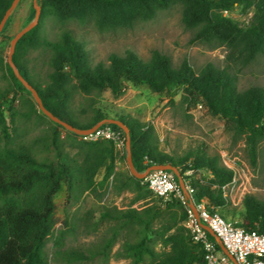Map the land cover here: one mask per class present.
Masks as SVG:
<instances>
[{
	"label": "trees",
	"instance_id": "1",
	"mask_svg": "<svg viewBox=\"0 0 264 264\" xmlns=\"http://www.w3.org/2000/svg\"><path fill=\"white\" fill-rule=\"evenodd\" d=\"M13 1L0 0V23ZM38 3L39 24L19 40L13 60L55 116L80 129L112 119L100 109L90 114L75 112L74 96L110 91L114 97H120L127 82L146 84L154 92L171 97L183 91L200 100L211 115L223 120L237 135H245L249 156L256 164L258 147L264 140V88L240 91L230 66H246L264 55V0H38ZM177 5L182 7L184 27L192 32L191 42L213 49L224 47L228 67L221 69L208 64L198 73L185 59L175 68L170 57L157 50L147 61L128 50L124 56L111 55L108 64L93 65L83 43L72 31L63 30L55 42L42 41L39 35L47 17L62 23L92 21L99 31L105 32L133 28ZM237 8L253 16L241 22L223 15L224 11ZM31 13L35 14L34 6ZM13 16L14 13L0 37ZM41 46L51 49L52 72L45 84L35 82L24 65L27 53ZM8 68L13 86L0 90V264H51L46 246L57 225L55 196L66 186L67 202L76 203L85 192L117 181V151L112 141L86 142L68 132L70 146L76 149L72 155L57 127H52L47 137L34 141L44 152L53 151V156L39 157L32 146L19 142L15 127L10 125H15L20 116L14 87L26 89ZM114 118L129 128L132 157L139 173L153 165L171 164L178 169L184 184L193 188L196 201L205 202L211 213H218L227 221L236 219L245 230L264 235V201L246 194L242 211L232 205L224 187L232 181L233 171L221 163L220 156L199 149L182 158H172L158 150L154 127L128 115ZM187 171L201 175L188 176ZM100 174L102 178L98 181ZM117 189L134 194V198L127 209L103 211L101 218L112 222L109 235L98 248L86 252L65 249L70 231L61 229L54 240L56 263L74 264L97 257L108 261L119 237L126 234L114 256L131 264H206L204 246L193 241L186 227L189 214L182 201L174 197L167 202L158 197L154 201L145 181L133 175L120 181ZM140 202L145 204L135 208ZM208 237L214 240L210 234Z\"/></svg>",
	"mask_w": 264,
	"mask_h": 264
},
{
	"label": "rangeland",
	"instance_id": "2",
	"mask_svg": "<svg viewBox=\"0 0 264 264\" xmlns=\"http://www.w3.org/2000/svg\"><path fill=\"white\" fill-rule=\"evenodd\" d=\"M33 5V0H21L13 12L14 16L9 28L0 37V90L10 89L13 86L8 68L11 41L34 19L35 14L31 13ZM234 15L241 22H247L250 17L249 13L243 14L241 8H237ZM63 30L72 31L83 43L93 65L100 62L108 64L111 55L124 56L128 50L137 52L146 61L150 59L153 51H160L170 57L175 68L186 59L198 73L208 64H214L221 69L229 65L224 47L213 49L191 42L192 32L182 23L180 5L161 11L154 19L139 22L133 28L105 32L99 31L92 21L85 24L76 21L62 23L53 17H47L39 35L42 41L55 42L59 40ZM50 59L51 49L47 46H41L27 53L24 65L35 82L45 84L49 80V74L52 72ZM230 72L236 77L240 91L251 87L264 88V55L258 56L253 63L246 66L231 64ZM14 92L15 105L20 116L15 125H10L15 127L18 141L32 146L39 157L47 154L53 156V151L44 152L40 145L34 144V141L47 137L52 132V127H57L66 142V150L74 155L76 149L70 146L72 140L67 134L70 131L45 116L27 89L21 91L14 87ZM72 109L77 113L88 112L87 114L92 113L94 109H100L112 119H115L116 115L123 114L141 123L149 124L155 129L154 142L158 150L175 159L202 149L211 156H220L223 164L224 154L229 162L235 164L245 180L243 187L237 185L227 188V195L232 205L238 211H242V202L246 194H254L264 201V140L258 147V158L254 164L249 156L245 135H237L223 120L211 115L202 102L194 96L180 91L171 97L166 93L154 92L146 84L135 85L127 82L120 97H114L110 91L90 96L77 93L74 96ZM126 156V151L123 149L117 151L116 172L119 176L117 181H110L105 187L97 186L95 190L85 192L76 203L67 202L66 186L55 196L57 225L46 246L51 264H64L53 260L54 240L61 229L70 231L66 237L65 249L76 248L86 252L94 250L109 235V227L112 223L101 218L103 211L106 208L127 209L132 205L134 194L128 191L119 192L117 189L120 181L131 175ZM186 174L193 177L201 175L193 171H187ZM101 178L102 174L97 180L100 181ZM153 200L157 201L154 194ZM144 204L145 202H140L134 207L140 209ZM235 220L229 219V221ZM125 239L126 234L119 237V242L113 248L108 261L97 257L74 264H131L128 260L114 256Z\"/></svg>",
	"mask_w": 264,
	"mask_h": 264
},
{
	"label": "built area",
	"instance_id": "3",
	"mask_svg": "<svg viewBox=\"0 0 264 264\" xmlns=\"http://www.w3.org/2000/svg\"><path fill=\"white\" fill-rule=\"evenodd\" d=\"M234 11H224L223 15L236 19ZM249 14V18H251L253 13L250 12ZM79 137L86 142L112 141L116 151L122 149L126 151L125 133L112 124H103L94 132ZM222 156L223 165L233 171L232 181L224 187L225 196L228 197L227 188L236 187L237 185L243 187L245 180L235 164L229 162L224 154ZM143 180L156 197L163 200L174 197L182 201L189 214L186 227L189 229L193 241L204 246L206 264H264L263 234L257 231H247L237 221H227L220 214L211 213L205 202L196 201L194 190L190 185H185L187 194L183 192L177 176L172 171L154 170ZM232 201L235 204V201ZM192 204L196 207L199 220L195 217L191 207ZM202 224L207 225L216 234L226 252L221 249L215 239H209V233L203 228Z\"/></svg>",
	"mask_w": 264,
	"mask_h": 264
},
{
	"label": "water",
	"instance_id": "4",
	"mask_svg": "<svg viewBox=\"0 0 264 264\" xmlns=\"http://www.w3.org/2000/svg\"><path fill=\"white\" fill-rule=\"evenodd\" d=\"M21 2V0H14L12 6L10 7V9L7 10L6 14L4 15L1 23H0V34L2 33V31L4 30L5 25L7 24L9 18L11 17V15L13 14V12L15 11V9L17 8V6L19 5V3ZM34 2V9H35V17L34 19L28 24L26 25L23 29H21L12 39L11 41V46H10V52L8 54V65L9 67L12 69V71L14 72L15 76L17 77V79L23 84V86L32 94V96L34 97L35 102L37 103L39 109L41 110V112L47 116L51 121H53L54 123L61 125L62 127H64L65 129H67L68 131L81 136V135H85V134H89L94 132L97 128H99L101 125L103 124H112L117 126L118 128L122 129L123 132L126 135V159H127V164L129 167V170L131 172V175H133L134 177L138 178V179H145L148 174L151 171L154 170H162V171H172L176 174L178 181L180 183V186L183 190V192L185 194H187L186 191V186L184 184V180L182 179V176L180 175L178 169L174 166H172L171 164L168 165H153L151 167H149L145 172L143 173H139L134 165V161H133V157H132V148H131V134L129 131V128L127 127V125H125L122 121L118 120V119H105L101 122H99L97 125H95L92 128L89 129H80L77 127H74L72 125H70L69 123L61 120L60 118H58L57 116H55L52 112H50L44 105L38 91L25 79V77L23 76V74L20 72V70L18 69L17 65L15 64L14 60H13V56L14 53L16 51V47L17 44L19 42V40L28 32H30L33 28H35L38 24H39V20H40V15H41V6L38 3V0H33ZM195 217L197 220H199V215L196 211V207L194 204L191 205ZM203 228L219 243L221 249L223 251L226 252V249L224 248L221 240L216 236V234L207 226L202 224Z\"/></svg>",
	"mask_w": 264,
	"mask_h": 264
},
{
	"label": "crops",
	"instance_id": "5",
	"mask_svg": "<svg viewBox=\"0 0 264 264\" xmlns=\"http://www.w3.org/2000/svg\"><path fill=\"white\" fill-rule=\"evenodd\" d=\"M115 169L118 170V168H117V161H116V168Z\"/></svg>",
	"mask_w": 264,
	"mask_h": 264
}]
</instances>
